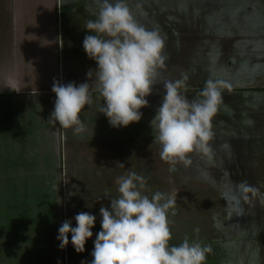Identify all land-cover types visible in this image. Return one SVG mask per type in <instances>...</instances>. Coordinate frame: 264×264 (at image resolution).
I'll return each mask as SVG.
<instances>
[{
	"label": "crops",
	"instance_id": "1",
	"mask_svg": "<svg viewBox=\"0 0 264 264\" xmlns=\"http://www.w3.org/2000/svg\"><path fill=\"white\" fill-rule=\"evenodd\" d=\"M88 1L92 0H9L6 5L11 23L5 62L0 64V187H21L33 201L42 195L47 204L37 216L40 222L19 230L23 240L6 244L12 249L10 264L90 262L95 234L101 230L99 209L110 207V199L118 196L116 179L121 175L113 164L124 149L100 137L102 98L94 94L93 103L82 110L87 125L82 135H74L72 129L57 131L58 124L47 122L54 109L53 80L79 85L96 68L83 49V39L94 34L85 27L96 18L101 0ZM255 1L206 0L205 26L199 34L188 31L181 38L173 37L193 44L184 50H162L164 66L159 68L173 74L169 81L187 77L182 92L189 99L199 96L207 80L221 82V102L211 121L210 152L197 151L205 159L196 164L198 176L187 174L179 182L210 184L226 203L244 200L242 182L257 189L246 194L248 199L259 193L264 196V17L253 15L258 7ZM10 79L19 92L6 87ZM147 108L140 110L141 125ZM188 159L195 165L192 157ZM81 211L97 217L93 237L83 253L77 254L71 243L61 250L58 228L66 219L75 227L74 217ZM251 229L261 232L257 225ZM258 249V244L250 245L249 258L241 264H261Z\"/></svg>",
	"mask_w": 264,
	"mask_h": 264
},
{
	"label": "clouds",
	"instance_id": "2",
	"mask_svg": "<svg viewBox=\"0 0 264 264\" xmlns=\"http://www.w3.org/2000/svg\"><path fill=\"white\" fill-rule=\"evenodd\" d=\"M85 30L94 33L85 35L83 49L96 68L90 69L88 80L79 85L53 80L54 109L47 122L58 124L57 131L72 129L74 135H82L87 125L81 112L93 103L94 94L102 98L98 112L110 126L139 122L143 116L140 110L149 106L147 97L153 92L157 70L164 66L163 39L135 21L125 0H101L96 18L87 21ZM186 79L165 83L150 121L153 143L160 147L161 160L170 165L190 164L188 154L194 151L210 152L211 121L221 102V82L207 80L199 96L189 99L182 92ZM6 87L20 91L11 79ZM116 184L118 196L110 199V207L99 209L101 230L95 234L92 259L81 264H206L212 252L209 245L187 236L178 245L169 243L170 216L175 215L171 210L176 207L178 193L156 191L149 197L144 194L145 178L134 171L119 176ZM239 189L245 200L247 193L257 191L246 182ZM96 219L81 211L74 217L75 227L71 220L63 221L56 237L59 248L64 250L71 243L77 254L83 253L94 235Z\"/></svg>",
	"mask_w": 264,
	"mask_h": 264
},
{
	"label": "rangeland",
	"instance_id": "3",
	"mask_svg": "<svg viewBox=\"0 0 264 264\" xmlns=\"http://www.w3.org/2000/svg\"><path fill=\"white\" fill-rule=\"evenodd\" d=\"M92 1L88 2L92 4ZM110 1L115 2V0ZM8 2L9 0H0V64L5 62L3 55H5V46L9 44L6 40L10 37L11 17L6 8ZM255 2L258 7L253 15L257 17L259 13L260 18L264 17L263 0ZM125 3L139 25L160 35L164 41L163 50L166 51L184 50L187 44L190 47L193 42H177V38L173 37L181 38L182 34L188 31L199 34L198 30L205 26L203 24L206 17V0H125ZM2 69H5L4 66ZM157 73L153 92L147 97L148 114L147 118L146 115L144 116L143 125L139 121L127 127L114 128L110 126L106 116L99 114L100 137H107L108 144L115 145L113 143L115 141L116 145L124 149L116 155L113 166L120 169L121 176L127 175L129 171L137 174L142 171L141 174L145 180L147 179L144 194L149 197L156 191L178 193L176 207L171 210L175 215L170 216L173 221L170 225L172 232L170 244L178 245L182 242L180 240L187 236L190 240L209 245L212 252L207 256L206 264H241L243 258L244 261L249 258L248 247L258 244L261 264H264V196L259 193L255 197L252 196L254 199L258 197L256 201H251L252 198L226 203L222 202L219 193H215L210 184L198 180L180 184V178H186L187 174L194 173L198 176L197 165L205 159L202 155L196 154L197 151L188 154V157L193 158L195 164L193 166L190 165L191 163L185 165L182 162L170 165L161 160L160 147L153 143L154 133L150 121L163 97L164 85L173 78V74L165 70L162 73L161 69H158ZM121 164L124 166L122 167ZM174 168L178 172L174 171ZM22 190L21 187L15 186L0 187V264H10L8 258L12 255V249L7 248L6 244L23 240L19 230L24 226L28 227L31 223L36 225L40 222L37 216L45 212L44 208L47 204L42 195L39 197L40 200L33 201L32 194L23 193ZM244 212L249 213L250 216L243 217ZM42 221L44 224L46 219L43 218L41 223ZM223 225L225 231L218 234L217 229ZM256 225L261 227L260 233L251 229ZM244 226L250 228L249 231H243ZM23 229L22 231H26V227ZM258 253H255L256 259Z\"/></svg>",
	"mask_w": 264,
	"mask_h": 264
}]
</instances>
